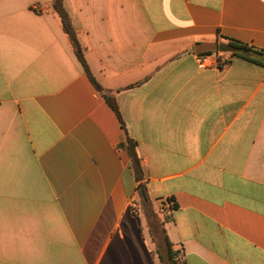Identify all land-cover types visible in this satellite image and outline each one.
I'll return each instance as SVG.
<instances>
[{
  "label": "crops",
  "instance_id": "0c3cea01",
  "mask_svg": "<svg viewBox=\"0 0 264 264\" xmlns=\"http://www.w3.org/2000/svg\"><path fill=\"white\" fill-rule=\"evenodd\" d=\"M62 6L101 92L53 0H0V264H264V54L195 52L264 51V0Z\"/></svg>",
  "mask_w": 264,
  "mask_h": 264
},
{
  "label": "trees",
  "instance_id": "16d2710c",
  "mask_svg": "<svg viewBox=\"0 0 264 264\" xmlns=\"http://www.w3.org/2000/svg\"><path fill=\"white\" fill-rule=\"evenodd\" d=\"M53 5H54V9H55V11H56V13L60 19L62 29H63L65 35L67 36L68 41L72 47V50H73V53L75 55L76 60L81 65L82 69L87 74L89 80L94 85V87L98 91L101 92L102 91L101 88L95 82V80L93 79V77H92V75L88 69V66H87L86 61H85L84 56H83L82 48L80 47V44L77 40L76 33L72 27L70 18L62 6V0H53ZM225 45L234 50L233 53H230L231 57L241 58V59L248 60V61H252L253 60L252 57L255 55L264 54V51L254 49L253 47H249L248 45L241 43V42H238V41L229 40L227 43H225ZM214 53H218V52L217 51L201 52V53H198V56L211 55ZM226 62L228 63L229 61H226ZM103 96L105 98L107 105L112 109V111H114L117 118L121 122V116H120V113H119V110H118V107L116 105L114 98L112 96L105 95V94ZM131 168H132V171L134 174L135 181L139 183L142 180V176H141V171H140V167H139V162L136 158L131 160ZM138 188L140 190L143 189V185H139ZM173 209H175L174 206H173ZM164 240L166 242L167 252H166L165 257L159 258L160 263L161 264H176L175 263V254L171 250V245L168 242L166 236H165Z\"/></svg>",
  "mask_w": 264,
  "mask_h": 264
},
{
  "label": "water",
  "instance_id": "95a60500",
  "mask_svg": "<svg viewBox=\"0 0 264 264\" xmlns=\"http://www.w3.org/2000/svg\"><path fill=\"white\" fill-rule=\"evenodd\" d=\"M207 51H217L220 53H233L234 50L231 49L230 47L226 46L225 44H209V45H204V44H197L195 46V52L196 54L201 53V52H207ZM133 148H131V153H132ZM132 157H134V153L131 154ZM141 196L146 201V197L144 192H141Z\"/></svg>",
  "mask_w": 264,
  "mask_h": 264
},
{
  "label": "rangeland",
  "instance_id": "374dc122",
  "mask_svg": "<svg viewBox=\"0 0 264 264\" xmlns=\"http://www.w3.org/2000/svg\"><path fill=\"white\" fill-rule=\"evenodd\" d=\"M137 189H139V188H137ZM136 196L135 197H133V198H135L134 200H135V208H133V209H138L139 211H140V206H141V213H142V215H146V217H148V216H150L151 215V213L152 212H149V209H147V208H145L144 207V209L142 210V199H141V197L139 196V190H136ZM137 212V211H136ZM156 216V215H155ZM157 217V216H156ZM149 218V217H148ZM150 219V218H149ZM153 222V221H152ZM155 226V225H154ZM154 229L152 226L150 227V230H152V229Z\"/></svg>",
  "mask_w": 264,
  "mask_h": 264
},
{
  "label": "built area",
  "instance_id": "2783aa9c",
  "mask_svg": "<svg viewBox=\"0 0 264 264\" xmlns=\"http://www.w3.org/2000/svg\"><path fill=\"white\" fill-rule=\"evenodd\" d=\"M135 198H133L132 200H131V204H132V208H135V200H134ZM161 205H162V207H164V208H166V209H171L172 207V205H171V202L170 201H168V200H166V201H163L162 203H161ZM136 211H137V208H136Z\"/></svg>",
  "mask_w": 264,
  "mask_h": 264
}]
</instances>
